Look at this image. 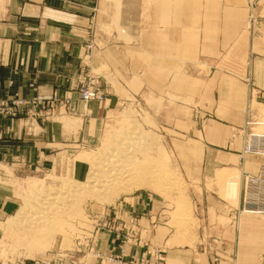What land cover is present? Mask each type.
I'll use <instances>...</instances> for the list:
<instances>
[{
  "label": "rangeland",
  "instance_id": "obj_1",
  "mask_svg": "<svg viewBox=\"0 0 264 264\" xmlns=\"http://www.w3.org/2000/svg\"><path fill=\"white\" fill-rule=\"evenodd\" d=\"M35 1L0 0V264H164L159 253L143 263L128 258L140 224L136 216L124 221L125 208L114 216L112 207L140 194L148 210L184 232L198 229L196 207L207 195L214 206L222 202L236 227L245 214L264 215L243 210L247 158L261 161L251 175L264 173V157L245 152L251 133L264 132V75L254 73L264 59L258 0H247L249 41L230 44L235 48L222 57L187 42L191 28L184 25L200 13L195 0L193 9L189 0H47L50 8L79 5L85 33L78 32L76 50L55 46L48 39L59 37L50 31L46 38L45 23L30 20ZM47 16L58 20L55 26L67 21L70 32L71 17ZM174 35L186 42L173 43ZM67 52L70 59L63 58ZM226 130L223 151H239L240 165H215L224 155L211 142ZM126 131L142 137L140 160L150 147L179 182H146L108 200L90 193L65 204L52 199L49 218L42 217L39 210L50 205H42L44 197L63 181L83 179L92 156ZM209 254L212 264H222L218 251Z\"/></svg>",
  "mask_w": 264,
  "mask_h": 264
},
{
  "label": "crops",
  "instance_id": "obj_2",
  "mask_svg": "<svg viewBox=\"0 0 264 264\" xmlns=\"http://www.w3.org/2000/svg\"><path fill=\"white\" fill-rule=\"evenodd\" d=\"M46 1L39 0L35 1L34 4L33 2L30 3L31 11L34 9V12H32L34 18L30 20L45 23L46 38L49 35L59 37L57 40L52 38L48 41H52V44L60 49H63L64 45L69 48L75 46L72 50L81 47L79 41L82 43L83 37L79 36L78 32L84 34L85 27L83 26L84 21H80L82 17L77 15L80 10L79 5L77 4L68 9L67 2L61 1L60 6L50 8L46 5ZM189 2L190 9H193V0H189ZM248 5L247 0H195L194 8L200 12L198 13V19L195 21L189 20V23L184 25L191 28L189 29V40H187L189 46L196 49V47L201 48L204 43L210 50L215 49L216 52H220L219 56L222 57L226 50L230 51L242 41L248 42L249 39L245 35L246 31L244 29V19L247 17ZM256 5L259 11L264 10V0H258ZM69 11H75L76 13ZM49 12L60 15L66 14V16L71 17L73 24L70 32L65 31V26L69 25L67 21L65 24L59 22L61 24L55 26L54 21L58 20H50L47 16ZM0 24V27H3V24ZM175 26L179 28L182 24L179 21L178 24L176 22ZM53 29L60 34L57 35L58 32ZM177 30L181 31L180 29ZM48 32H50L49 35H47ZM198 34L203 35L204 39H198ZM68 36L72 38L69 39ZM172 41L178 44L186 42L175 35ZM230 44L235 45V47H231ZM52 55L51 52L46 53V57ZM63 58L70 59V52H67ZM261 64L264 65V59L259 61V68L256 69L255 67V74L264 75V66L261 68ZM262 89L264 90V87ZM237 139L239 148L241 142L239 138ZM228 140V130L221 133L220 138L216 136L212 140V144L221 147L219 149L223 154L220 155H224L222 159L215 161V165H240L239 158H237L239 151L236 154L234 153L235 156H230L229 152L223 151V148L228 144ZM260 163L261 161L255 156H249L244 168L248 173L255 174ZM207 196H204L200 206L196 207L199 211V215L196 214L199 227L198 229L193 227L189 232L180 231L176 228L172 229L165 221V216L160 214L158 210H148L150 202L143 194L128 199V206L125 203L126 200H124L121 204L112 207L115 210L113 212L114 216L117 217L118 213L121 215L120 210L125 208L124 215L128 218L122 217L124 221L129 222L133 216H136L140 224V229H138L140 233H136L140 235L139 241L132 240L133 242L129 244L128 258L143 263L159 253V259L161 258L160 261L164 264H212L209 252L215 249L221 257L222 264H264V260L259 258L260 252L264 249V215L245 214L236 227L231 221L229 213L224 209L222 202L213 201L212 203H216L214 206L210 204V198ZM213 240L216 242H213Z\"/></svg>",
  "mask_w": 264,
  "mask_h": 264
},
{
  "label": "bare ground",
  "instance_id": "obj_3",
  "mask_svg": "<svg viewBox=\"0 0 264 264\" xmlns=\"http://www.w3.org/2000/svg\"><path fill=\"white\" fill-rule=\"evenodd\" d=\"M131 133L137 135H128L127 131L125 133L123 132V134L115 139L113 146L109 150L94 154L90 162L87 163L88 169L83 179H79V181L72 179L63 181L66 183L62 184L59 188H55L54 191L50 193L46 190L45 193H49L47 198H49L50 201L44 197L45 200L43 199V204H41L50 203V205L44 206L45 209H49L48 211L39 208V213L41 212L40 214H42V217L49 218L47 217V213L52 209L54 203V201H51L52 199H60L62 201L61 203L65 204L69 198L72 199V197H76L80 194L85 195V193H90L97 198L108 200L106 198L112 197V195L118 192L130 190L146 182H154L161 185L160 182H163L164 179L168 184L176 185V182H179L176 174L173 171L169 172L165 169L161 160L162 158L153 156L154 154H151V151L148 150L150 147L148 148L146 145L143 147L147 148V150L144 149V151L146 150L147 152L145 151L144 157H142L141 160L139 159V153L137 152L138 150H136L138 141L136 140L142 137L139 132L131 131ZM222 175L221 177H223ZM234 180L233 178L232 181ZM230 189L233 188L228 187L229 193ZM52 194L53 196H51ZM39 201L41 202V200ZM36 208L38 209V207ZM19 213H24L23 217L28 215L24 211Z\"/></svg>",
  "mask_w": 264,
  "mask_h": 264
},
{
  "label": "built area",
  "instance_id": "obj_4",
  "mask_svg": "<svg viewBox=\"0 0 264 264\" xmlns=\"http://www.w3.org/2000/svg\"><path fill=\"white\" fill-rule=\"evenodd\" d=\"M254 122H247V127ZM245 152L253 153L264 157V132L253 131L250 135V142ZM243 201L245 212L264 214V173L260 176L244 174ZM3 264V263H2Z\"/></svg>",
  "mask_w": 264,
  "mask_h": 264
}]
</instances>
